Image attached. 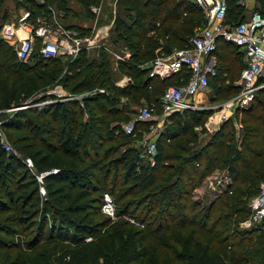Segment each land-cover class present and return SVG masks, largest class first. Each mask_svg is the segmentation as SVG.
Segmentation results:
<instances>
[{
    "label": "trees",
    "instance_id": "1",
    "mask_svg": "<svg viewBox=\"0 0 264 264\" xmlns=\"http://www.w3.org/2000/svg\"><path fill=\"white\" fill-rule=\"evenodd\" d=\"M12 1L16 8L23 4L30 10L32 22L39 16H51L47 7L55 6L64 12L60 18L63 27L78 35L90 34L87 22L94 17L91 7L101 2L73 0L83 14L74 23L75 10L67 0H43L42 5L36 0ZM3 2L0 0V6ZM114 6L113 12L109 2L104 4L99 23L106 26L112 21L110 30L114 37L108 46L113 51L123 43L130 52L128 60L117 63L118 79L130 78L123 87L113 78L115 64L105 50H100L99 59L90 62L82 53L84 50L74 59L58 55L42 58L37 51V56L32 53L29 56H36V64L31 66L18 61L9 45L0 40V75L7 74L0 79V112L21 104L40 86L54 82L62 83L73 94L97 87L107 90V94L83 98L82 107L77 102H57L43 111H19L0 125L17 152L30 158L35 173L57 170L56 174L43 178L46 193L42 197L36 177L0 145V219L9 222L15 217L13 214H19L16 225L31 237L24 242L29 254L20 257L18 264H77L75 247H85L87 237L96 240L83 248L86 251L82 259L86 264H264V222L244 231L237 226L248 216V200L259 192V183L264 182V88L256 92L250 108L242 111L239 144L231 120L222 122L202 146L189 130L200 122L203 112L168 113L164 129L156 138V152L150 165L140 158L137 143L142 132H148L155 121L137 122L133 134L126 135L118 123L127 119L119 105L122 97L138 98V93H145L144 98L155 104L166 87L187 81L186 68L169 78H149L150 63L159 47L158 53L162 55H168L173 48L185 47L192 29L202 23V14L189 0H115ZM239 11L236 0L228 1L226 15ZM3 12L4 18L8 17L6 8ZM194 17L201 20L196 23ZM218 49H230L234 59L243 61L239 49L220 38ZM227 58L223 56L221 61L227 63L230 61ZM243 66L244 63L238 67V78ZM235 71L234 66L226 65L221 70L225 78H220L218 64L216 77L209 79V88L217 97L237 93L231 82L222 87L217 82L222 83ZM25 73L32 75L23 77ZM13 77L25 81V86L19 89L10 85L9 78ZM170 81L173 83L168 84ZM23 130L31 133L28 138L12 140L11 132ZM45 137L53 142L47 143ZM122 139L128 140L130 146L117 157ZM33 140L36 141L29 142ZM55 153L73 162L53 158ZM217 169L227 170L231 179L228 190L209 206H201L192 199L193 191ZM112 171L116 176L113 177ZM91 181L99 185L93 189ZM51 184L60 185L57 189L77 191L74 200L63 204L58 195L62 191L51 192ZM92 189L98 196L87 200ZM103 192L113 197L118 220L111 224L110 221L86 224L77 214L93 210L92 206L100 213ZM127 217L137 225L128 223ZM12 227L0 225V233L10 234ZM42 242L45 245L33 252ZM4 247L0 242V249ZM9 256L0 253V264H13Z\"/></svg>",
    "mask_w": 264,
    "mask_h": 264
},
{
    "label": "built area",
    "instance_id": "2",
    "mask_svg": "<svg viewBox=\"0 0 264 264\" xmlns=\"http://www.w3.org/2000/svg\"><path fill=\"white\" fill-rule=\"evenodd\" d=\"M228 1L189 0L191 4L200 10L203 19L202 23L192 29V34L188 38L185 47L173 48L168 55L156 53L155 58L150 63L149 78H169L178 74L183 68H186L189 72L187 81L180 85H171L165 88L159 99V104L163 111L161 119H159L155 128L152 129L151 134L147 138L143 137L137 143L140 148V158L146 159L150 165L153 164V156L156 152L155 141L164 127L165 116L167 117V114L173 111L183 112L200 108L196 104V98L209 90V79L215 78L217 75V39L220 38L222 41L236 46L242 53L244 63L239 78L234 84L235 88H237V93L213 107L216 113L219 114L218 120L221 123L231 120L234 128L239 129L240 125L234 120L235 114L250 108L256 92L264 88V83L258 84L259 79L264 77V12L254 10L246 21L225 24ZM91 11L95 13L96 9L91 8ZM30 14V10L23 9L15 23L3 22L0 31V38L14 47L15 57L20 62L29 59L34 43L37 40L40 42L38 53L42 58L56 56L61 50V46L58 44L60 40L65 43L64 51L73 53L70 55H76L80 50L84 49V42H86L87 46L94 42V40L89 42L87 38H80L73 30L64 28L58 19L53 18L50 20V17H37L31 23ZM103 34V37H107L106 30ZM126 57H130V54L128 53ZM126 57L119 58L114 56V63L118 60L125 61ZM122 80L124 83H118L120 87L130 82V78L126 76ZM57 89H59L56 92L57 94H55L57 98L48 97L38 102L28 101L26 103L27 107L36 111H43L50 105L62 102L61 89ZM95 90L90 92H95ZM90 92L79 94V106H83L82 99L88 97L91 94ZM50 93L52 92L47 94L53 95ZM153 109V106H147L137 110L135 117L129 122L122 124L123 133L132 135L137 122H149ZM0 145L7 155H13L20 159L36 177L39 183V193L44 197L43 178L57 173V170L52 169L40 174L35 173L30 158L22 157L13 149L1 130ZM208 186L213 187V182L209 181ZM248 209V217L240 223L246 229L264 222V185H261L260 192L250 200ZM99 210L113 220L116 217V206L110 193H102ZM126 219L130 223L137 225L133 219L128 217ZM85 240H89V238H85Z\"/></svg>",
    "mask_w": 264,
    "mask_h": 264
},
{
    "label": "rangeland",
    "instance_id": "3",
    "mask_svg": "<svg viewBox=\"0 0 264 264\" xmlns=\"http://www.w3.org/2000/svg\"><path fill=\"white\" fill-rule=\"evenodd\" d=\"M37 3H40L41 5L44 4L43 0H36ZM71 5V7L75 10V17H73V22H79L81 17L79 15H83L82 14V9L78 8L75 3L73 2V0H67ZM106 2H109V4L111 5V9L114 12L115 6H114V2L115 0H101L99 6L95 7L92 6L91 8H95L96 12L93 13L94 17L91 18V22H87V24L89 25L91 32L90 34H85V35H78V33L76 32V34L78 36H81L80 38H87L90 41L94 40L93 43H90L89 46L86 45V42L83 43L84 45V50L82 53H84V56L86 58V60L88 62H90L93 59H99L100 58V50H105L109 53V55L112 57V61L114 62V56H118L119 58H125L126 55L130 52L123 46V43H120V45H118L117 49H111L108 44L110 42V39H113L114 37V32H112L110 30L112 21L110 20L108 25L106 26H102L99 23V19L101 20L102 17V8L104 6V4ZM263 1L258 0L257 4L259 5L260 3H262ZM3 8V9H2ZM6 8V11L8 13V17L4 18L3 16V11ZM26 9V7L23 4L19 5V9L16 8L15 3L12 0H4L2 6H0V31H1V27L3 22L8 21V22H14V20L18 17L19 13L23 10ZM47 9L49 10V12L52 13V16H49V14H47V16L50 17V20L54 19H58L60 21V18H63L64 16V12L63 11H59L58 9H56L55 6H48ZM79 13V14H76ZM79 16V18L77 17ZM39 17H46L45 15L43 16H39ZM49 20V21H50ZM63 20V24H64V19ZM201 20V17H194V21H196V23L198 21ZM61 22V21H60ZM31 23H33L31 21ZM106 30L107 32V37H103V33ZM0 40H2L0 38ZM3 41V40H2ZM4 43H6L7 45H9L7 42L3 41ZM121 42V41H120ZM88 43V42H87ZM39 44L40 42L37 40L34 43L33 46V50H32V54L36 55V52L38 51L39 48ZM61 47H60V52L57 54L58 57H69L74 59L78 54H80V52L82 50H80L76 55H70L73 53H66L65 50V43L62 42L61 40L58 43ZM9 47L14 51V47L10 46ZM157 53L159 51H161V47H159L157 50ZM31 54V55H32ZM161 54V53H158ZM56 55V56H57ZM37 56V55H36ZM36 56L34 57H30L26 62L27 64H30L31 66H33V64H36ZM227 57V59H230L229 62L225 63L221 61L222 57ZM216 57L218 60V64H219V76L220 78H225V76L221 73L222 68H224L226 65L229 66L230 64L232 65V67L234 66V68L236 69L235 71V75L232 73L231 76H228L226 78V80H222V83L220 81L217 80V82L219 83V85L225 86L226 84H228V82H231L230 85H232V87L235 88L234 84L236 83V81L238 80V67H240L241 65H243V61L241 60H237L234 59V54L231 53L230 49H218L216 52ZM130 57H126L125 61L128 60ZM119 62V60L114 63L115 67L112 69V72L114 74L113 78H116V80L118 79V77H120V74L118 72L117 69V63ZM64 73V71H63ZM264 73V72H263ZM32 74L30 73H25L23 77L29 76L31 77ZM3 76V77H2ZM7 76V74L5 75H0V79L3 80L5 77ZM22 76V74H21ZM61 76V75H60ZM234 77V78H233ZM17 78V77H16ZM221 80V79H220ZM260 80L263 81H258V84L260 83H264V77L260 78ZM173 83V81L168 82V84ZM9 84L10 85H17L19 89L23 88V86H25V81H19L18 79L13 78H9ZM72 85V83H71ZM61 89V99L62 102H67V103H75L77 102V104L80 103V97L79 94H73L69 92V89H66L62 83H58V82H54L52 85L50 84H45L39 87V89L30 97H28L27 100L23 101L21 104L15 105L14 107H12L9 110L6 111H2L0 112V125L3 123V121L7 118V117H12L14 116V114H16L19 111H23V110H31L32 108H28L27 107V102L28 101H33L34 102H38L40 101V98L43 97V100L46 98H57L55 94H57L56 92H58L59 89ZM102 91V92H99ZM107 90L105 87H97L95 92H90L91 94L88 96L89 99L97 96L98 94H107L105 93ZM48 92H52L50 94L53 95H48ZM55 95V96H54ZM145 93H138L135 97V95H130L129 97L125 98L122 97L121 103L119 105L120 109L123 111V116L126 117L127 119L118 121V123L125 124L126 122L130 121L133 117H135V114L137 112V110H139L142 107H147V106H153V114L151 116V119L149 122L155 121L154 126L150 125L148 132H142V138L145 137L147 138V136H149L152 132V129L155 128L156 124H158L159 119H161V115H162V108L159 104V100L157 101V103L155 104H151L150 103V98H148V100H146L144 98ZM229 93L225 95L222 93L220 95H215L214 92L211 90V88H209V91L207 94L201 95L199 97L196 98V104H198V106H200V108L197 111L203 112L205 115L201 118L200 122L198 124H193L192 127L190 128L189 132L192 134H195L197 136V142L198 144H201L202 146L205 144L206 141V137L209 136L210 134L214 133L217 128L215 129V126L212 125L213 122H216L219 118V114L215 112V110L213 109V107H215L216 104L221 103L222 101H226L229 98ZM158 98V95H157ZM160 99V98H159ZM216 113V114H215ZM84 118H86V114H84ZM165 120H166V116H165ZM234 120L237 121V123L240 125L235 129V140L237 142V144H239L242 140L241 135H242V130H243V120H244V116L243 113L241 112H237L234 116ZM165 122V121H164ZM116 123V122H115ZM214 124V123H213ZM220 125V124H219ZM164 129V127H163ZM162 129V130H163ZM161 130V131H162ZM160 131V132H161ZM2 132V130H1ZM11 137L12 140H15L16 138H28L29 134L28 130L25 131H18V132H11ZM7 139V138H6ZM36 139V138H35ZM8 140V139H7ZM12 140H10V142L12 143ZM45 140L53 142L51 139H49L48 137H45ZM9 141V140H8ZM36 140L33 141H29V142H35ZM179 141V140H178ZM122 146L119 147L118 149V153L119 154H115L117 157L118 155H123L122 153L124 152V150L126 148H128V146H130V143L128 142V140L126 139H122ZM177 142V140L175 141V143ZM13 147V149L16 150L15 145H11ZM17 151V150H16ZM53 158L56 157H60L62 160L68 161V162H73V159L64 157L62 155H58L57 153L52 154ZM100 163L104 164L103 162L100 161ZM121 168V167H120ZM56 174V173H55ZM113 177L116 176V173H114V171H112ZM54 175V174H53ZM50 176V175H49ZM47 177V176H46ZM212 181L214 186L213 187H209L208 186V182ZM110 182V181H109ZM231 183V179L228 175L227 170H214L209 176H207L202 183L194 189L193 191V197L192 199L195 200L196 202H198L199 204H201V206H209V204L215 199V197H218L221 193L225 192V189L228 187ZM90 185L93 186V189L96 188L99 184L97 183V181H91ZM261 185H264V182H260L258 185L259 188V192H260V188ZM4 186V185H3ZM60 185H55V184H51L50 185V191L53 192L55 190H60L62 191L61 193H59V197L62 199L63 204H68L69 202L74 200V197L76 196V192L75 190H66L64 187H62L61 189H57ZM110 187V184L107 185ZM6 185L4 186L5 189ZM89 189V188H88ZM93 189L90 191V193L87 195V200L88 199H95L98 195V193H96L95 191H93ZM118 189V188H117ZM119 190V189H118ZM1 191V189H0ZM258 192V193H259ZM46 193V192H45ZM257 193V194H258ZM22 194V193H19ZM210 194V195H209ZM256 194V195H257ZM255 195V196H256ZM64 196V197H63ZM255 196L251 197L248 202H247V208L248 205L250 203V200L252 198H254ZM0 198H1V194H0ZM84 199H81V202H83ZM93 210H87L83 213L77 214V216L83 218L86 222V224L90 221H110L109 223H114L116 220H118V215L116 214V217L113 219H111L110 217H108L107 215L102 214L101 212H97V209H94V206H92ZM11 214V213H9ZM15 217L9 219V222L0 219V225H5L7 226L8 224L13 226L12 229H10V234H4V233H0V242L2 243L3 246H5L4 248L0 249V253L3 254L4 256H9L10 261H13V264H18L20 261V257L24 258V256H26L27 254H29L28 249L25 248L24 246V242L26 241V239H30L31 237L28 236L27 234H25L26 230H24L23 228L19 227L17 224L18 222V218L19 214H13ZM248 217V216H247ZM246 217V218H247ZM244 220V219H243ZM242 221V220H241ZM241 221H239L237 223L238 229L239 230H248L246 229L245 226H243L241 223ZM127 222L129 223V221L127 220ZM131 224V223H130ZM7 228V227H6ZM15 232H14V229ZM253 228V227H251ZM250 229V228H249ZM28 232H30L29 230H27ZM18 232V233H16ZM21 233V234H20ZM89 238V240H85L86 242H84L85 247L81 246L80 248H76L75 247V254H76V261L77 264H86L85 260L82 259L85 257V251L83 250V248H87L86 246H88L89 244H91V242L95 239H91V237H87ZM98 238V237H97ZM92 240V241H91ZM45 242L40 243V245L35 248L34 251L38 250L41 246H44ZM14 246H17V249H14ZM68 247L72 248L73 246L68 245ZM73 249V248H72ZM2 250V251H1ZM1 262V261H0Z\"/></svg>",
    "mask_w": 264,
    "mask_h": 264
},
{
    "label": "crops",
    "instance_id": "4",
    "mask_svg": "<svg viewBox=\"0 0 264 264\" xmlns=\"http://www.w3.org/2000/svg\"><path fill=\"white\" fill-rule=\"evenodd\" d=\"M236 1H237V4L239 5L240 11L238 13L232 12V13L226 15L225 20H224L225 24H230V23L234 24L237 22L246 21L250 17L251 13L257 9L261 10V12H264V0H261L263 2L260 3L259 5L257 4L258 0H236ZM241 58L243 60V57H241ZM124 77L125 76H122L121 78H119L118 83H120V84L124 83V81L122 80ZM208 91L205 92L204 94H207ZM222 102H224V101H222ZM213 123H212V125L215 126V129L216 128L218 129L219 124H221V122L219 120H217L216 122H213Z\"/></svg>",
    "mask_w": 264,
    "mask_h": 264
},
{
    "label": "bare ground",
    "instance_id": "5",
    "mask_svg": "<svg viewBox=\"0 0 264 264\" xmlns=\"http://www.w3.org/2000/svg\"><path fill=\"white\" fill-rule=\"evenodd\" d=\"M21 33V32H20Z\"/></svg>",
    "mask_w": 264,
    "mask_h": 264
}]
</instances>
